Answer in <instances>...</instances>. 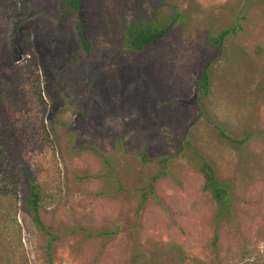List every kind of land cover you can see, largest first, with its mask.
Instances as JSON below:
<instances>
[{"label": "rangeland", "instance_id": "obj_1", "mask_svg": "<svg viewBox=\"0 0 264 264\" xmlns=\"http://www.w3.org/2000/svg\"><path fill=\"white\" fill-rule=\"evenodd\" d=\"M177 3L183 18L134 52L125 28L165 21L170 2L82 0L87 70L57 0H0V264H264V0ZM226 28L221 47L209 43ZM144 145L169 159L140 206L160 172L141 163ZM200 159L230 184L233 215L215 245ZM26 172L59 238L50 253L25 209Z\"/></svg>", "mask_w": 264, "mask_h": 264}, {"label": "trees", "instance_id": "obj_2", "mask_svg": "<svg viewBox=\"0 0 264 264\" xmlns=\"http://www.w3.org/2000/svg\"><path fill=\"white\" fill-rule=\"evenodd\" d=\"M161 2H170V12L165 17V21L157 19H146L142 21L132 22L128 24L124 31L125 47L129 51L139 52L145 49L154 41L164 37L175 25L183 18V13L179 8L177 0H160ZM82 0H57V19L70 20L73 24L74 31L80 45L81 54L89 69L91 60L90 52L92 49L91 41L85 36V24L82 17L79 15ZM25 18H15L12 22V28L9 36V48L14 50L18 37V31ZM233 28H226L209 35V43L221 47L225 37L233 33ZM90 77V75H89ZM91 79V78H90ZM196 90L199 98H203L209 93V74L207 68H204L197 80ZM84 116L83 112L79 113ZM220 135L235 142L233 139L225 136L222 132ZM138 157L142 164H157L160 166V172L153 175L150 181L143 188L141 193L140 206H142L149 194H153L154 182L166 172L168 157L152 158L147 154L146 146L144 145L138 152ZM196 170L203 178V189L207 191L216 204L215 213V233L213 235V244H216L217 230L219 223L223 220H229L233 215L232 196L230 194V184L227 181H221L216 177L212 166L205 160L200 159L197 163ZM26 182L28 186V194L25 197V209L30 216L34 227L44 236L46 240V251L50 253L52 244L59 238L57 235L49 231L40 215L41 192L40 186L33 174L26 172ZM87 235H107V232L92 233L87 231ZM51 264V263H50Z\"/></svg>", "mask_w": 264, "mask_h": 264}, {"label": "clouds", "instance_id": "obj_3", "mask_svg": "<svg viewBox=\"0 0 264 264\" xmlns=\"http://www.w3.org/2000/svg\"><path fill=\"white\" fill-rule=\"evenodd\" d=\"M219 115V114H218Z\"/></svg>", "mask_w": 264, "mask_h": 264}]
</instances>
